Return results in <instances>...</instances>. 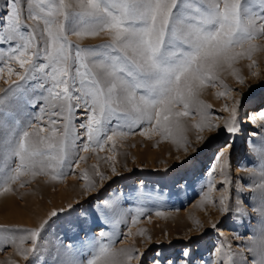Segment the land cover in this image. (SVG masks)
<instances>
[{
  "label": "rangeland",
  "instance_id": "rangeland-1",
  "mask_svg": "<svg viewBox=\"0 0 264 264\" xmlns=\"http://www.w3.org/2000/svg\"><path fill=\"white\" fill-rule=\"evenodd\" d=\"M5 2L0 0V8ZM29 3L32 12L38 16L43 13L35 8L36 0H21L25 24L36 29L34 47L42 50L47 44V34L42 19L33 21L29 17ZM54 3L59 6L60 0H54ZM192 3L201 6L199 0H192ZM65 4L70 5L65 9L70 20H78L79 0H65ZM254 10L259 11V6L255 5ZM65 23L68 26L69 22ZM87 27L86 21L71 24L67 42L73 58L77 47L95 50L111 43L103 31L87 34ZM21 30L27 32L28 28ZM184 32V26L178 23L175 37L169 33L166 38L173 39L177 47H184ZM251 44V51L247 44L243 48L237 47L235 51L243 55L232 61L231 67L225 65L220 69L212 81L205 82L206 86L195 98L198 104L190 106L188 116L171 115V119L186 126V130L180 125L179 129L173 128L172 133L162 132L156 126L153 114L151 122L145 120L131 128H121L126 134L105 143L103 151L98 147L92 151L95 144L83 151L87 137L79 124L81 121L86 123L87 113L80 108L74 119L80 140L75 149L69 148L64 165L57 172L52 170L55 165L47 163L43 168L21 170L15 182L9 177L15 175L19 158L13 152L5 153L0 147V264H66L69 259L86 262L99 253L98 246L88 247L93 239H100L112 252L133 250L134 255L143 253V264H155L156 261L183 264L185 260L188 264H224L226 259L229 264H245V257L250 264L253 257L245 250V245L257 226V217L250 208L246 210L251 220L241 217L235 207L238 188L241 183H250L249 170L257 165L254 149L264 147V115L253 126L244 123L249 110L264 101V32L259 28ZM7 45L10 50L15 46L14 43ZM10 50L4 53L0 49V99L4 102L0 109L7 106L6 110H0V145L9 138L16 120H21L20 126H24L17 102L6 92L10 86L20 83L17 73L23 71L8 56ZM36 62L45 61L41 57ZM137 92L138 95L146 94L143 89ZM236 101H241L237 110V131L229 134L224 125L230 119ZM197 107L202 114H207L206 123L217 126L215 130L209 131L206 127L199 130L197 125L201 116L196 114ZM38 108L39 105L36 109L29 107L28 111L36 113ZM183 110L182 105H177L172 108V113ZM41 115V120H33L37 125L35 129H26L32 133L33 140L50 135L53 127L47 123V114ZM126 120L117 107L113 123ZM4 124L9 126L7 134L3 130ZM40 128L45 131L41 132ZM55 128L59 135L62 123ZM142 131L144 135L140 134ZM11 139L18 141L14 135ZM227 145L233 148L218 155V150ZM211 165L212 170H208ZM112 167L116 169L115 175ZM53 175L58 179L53 180ZM222 196L229 197L226 204L233 209L223 215L219 211ZM248 196L245 188V205ZM200 201L202 204L196 207ZM12 206L20 211V218L14 217L10 211ZM53 211L58 215L52 217ZM45 221L48 223L37 237V251L25 260L21 252L32 247L30 232L38 230ZM101 231L105 232L102 238ZM25 236L28 239L21 244ZM185 252L189 254L185 256ZM131 264L140 262L133 259Z\"/></svg>",
  "mask_w": 264,
  "mask_h": 264
},
{
  "label": "snow or ice",
  "instance_id": "snow-or-ice-1",
  "mask_svg": "<svg viewBox=\"0 0 264 264\" xmlns=\"http://www.w3.org/2000/svg\"><path fill=\"white\" fill-rule=\"evenodd\" d=\"M199 4L201 6L192 0L179 3L178 0H79L78 20H70L65 11L70 5L65 4V0H60L59 6L54 0H36L35 8L43 15L32 12L29 3V17L33 21L43 20L47 44L40 50L34 47L35 27L27 26L22 18L21 0H6L0 8V44H15L8 56L23 70L17 73L20 83L10 86L6 92L17 102L24 121V126H20L21 120H16L9 138L0 145L5 153L13 152L19 158L16 173L9 179L15 182L21 170L43 168L46 163L55 165L52 170L57 172L64 165L69 148L75 149L80 140L74 124L80 108L87 113L86 123L81 121L79 124L87 137L83 151H88L90 144L96 146L92 151L97 147L103 151L105 143L126 134L121 128H131L145 120L151 122L153 114L156 126L162 132L172 133L173 128L179 129V123L173 121L171 115L188 116L190 106L198 104L195 98L206 86L205 82L212 81L220 69L225 65L231 67V62L243 55L235 51L237 47L243 48L247 44L248 50H252L251 40L257 28L264 32V0H199ZM255 5L259 6V11L254 10ZM57 16L63 19H56ZM85 21L87 34L103 31L111 43L95 50L77 47L73 58L67 33L72 23ZM65 22H69L68 26ZM178 23L185 28L184 47H177L173 39L166 38L169 33L175 37ZM22 28H28V31H22ZM76 35L81 33L76 32ZM41 57L45 62L37 63ZM8 73L12 74L11 68ZM139 89L146 94L138 95ZM3 103L0 99V105ZM240 104L241 101L235 102L230 119L225 122L229 134L237 131ZM38 105V112L28 111L29 107L36 109ZM114 105L127 117L124 123H113L117 111ZM177 105H182L184 110L172 113V108ZM44 113L49 117L47 123L53 126L50 135L33 140L32 133L26 129H35L37 125L33 120H41ZM196 114L201 116L197 125L199 130L216 129L217 126L205 122L207 114H202L199 107ZM128 120L131 123H127ZM58 123H62L59 135L55 128ZM3 130L9 133V126L4 124ZM40 131L45 129L40 128ZM12 135L17 136L18 141L12 140ZM254 151L257 165L249 170L250 183H241L237 190L235 211L249 220L251 217L246 208L256 214L257 226L252 229L245 250L252 254L250 264H264V147ZM112 173L116 174L115 167H112ZM97 175L104 179L99 172ZM52 179L56 180L58 176L53 175ZM245 188L249 193L247 205L243 199ZM228 199L222 196L219 200L222 215L233 211L226 204ZM156 214L161 215L160 212ZM57 215L56 211L51 213L52 217ZM47 223L45 221L38 230L30 232L32 247L21 252L25 260L37 251V237ZM100 235L104 237L105 232L101 231ZM26 239L27 236L23 237L21 244ZM96 246L99 253L94 258L86 262L69 259L66 264H131L133 259L143 264V253L134 255L133 250L112 252L100 239H93L88 244L90 248ZM188 254L184 253L185 256ZM244 260L249 264L246 257ZM224 264L229 261L224 260Z\"/></svg>",
  "mask_w": 264,
  "mask_h": 264
},
{
  "label": "bare ground",
  "instance_id": "bare-ground-1",
  "mask_svg": "<svg viewBox=\"0 0 264 264\" xmlns=\"http://www.w3.org/2000/svg\"><path fill=\"white\" fill-rule=\"evenodd\" d=\"M0 49H1V52L7 53L8 50H10V47L7 45V43H5L3 46L0 45ZM6 62H7V60H6ZM263 115H264V101L261 104H259L258 106H255L249 110V112L246 114V118H245L244 123L250 124L251 126H253L255 122L260 121L262 119ZM180 125H181V127H183L184 130L187 129L186 126H184L183 124H180ZM249 136L251 137V136H253V134L250 132ZM247 140H248L247 141V147H249V144H250L249 139H247ZM85 144H86V142H85ZM231 147L232 146H230V145L223 146L220 148V150H218L217 154L219 155L221 153L228 152L231 150ZM212 166L213 165H211L208 168V170H210L212 168ZM201 202L202 201L198 202L196 207L200 206L202 204ZM10 211L12 212V214H14L15 218H20L22 216L20 211L18 209H16L14 206H12Z\"/></svg>",
  "mask_w": 264,
  "mask_h": 264
}]
</instances>
